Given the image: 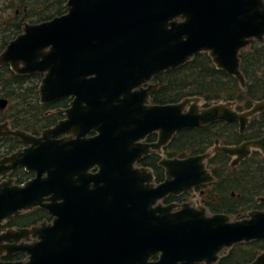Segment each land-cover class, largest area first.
I'll return each instance as SVG.
<instances>
[{
    "label": "water",
    "instance_id": "1",
    "mask_svg": "<svg viewBox=\"0 0 264 264\" xmlns=\"http://www.w3.org/2000/svg\"><path fill=\"white\" fill-rule=\"evenodd\" d=\"M65 6L63 15L27 25L0 54V67L17 75L43 74L41 105L73 98L65 119L39 136L0 123V137L26 146L0 159V179L15 168L35 174L22 185L0 182V225L34 208L51 217L0 232V264H216L237 244L264 242V211L234 220L157 203L211 182L209 154L162 159L166 180L157 187L144 184L152 177L136 166L177 132L225 122L243 133L264 113V100L243 112L233 101L200 109L198 97L149 100L155 77L201 53L244 89L239 54L264 40V0H67ZM6 105L0 99V110ZM90 131L97 135L86 138ZM154 132L156 142L143 143ZM216 150L236 165L252 151L264 156V135ZM93 168L97 174L89 175ZM17 253L25 260H1ZM247 264H264V252Z\"/></svg>",
    "mask_w": 264,
    "mask_h": 264
},
{
    "label": "trees",
    "instance_id": "2",
    "mask_svg": "<svg viewBox=\"0 0 264 264\" xmlns=\"http://www.w3.org/2000/svg\"><path fill=\"white\" fill-rule=\"evenodd\" d=\"M65 0H55L54 13L60 16L64 12L62 4ZM4 47L0 46V52ZM240 70L245 78V88H240L238 82L225 72L218 70L212 64L206 53L194 56L183 66L166 71L153 79L158 88L151 96L152 104H176L186 98H201L205 105L219 101L235 102L238 112L249 109L253 103L264 100V40L254 41L239 54ZM41 76L22 78L14 75L8 67L0 68V97L9 100V106L0 114V122L10 120L13 129H21L33 135H39L42 130L53 126L61 117L60 114L45 115L52 107L65 108L67 101L55 106L39 104L37 94ZM226 129V145H236L245 140L258 139L264 135V113L252 118L243 134H239L238 125L218 124ZM217 126V125H216ZM211 127H201L195 130H184L175 135L166 148L169 157H184L204 152L212 143L216 132ZM219 128V129H221ZM21 142L12 137L0 138V158L16 150ZM171 152V153H169ZM217 158L226 166V202L229 192L238 194L230 205L226 203V214L236 215L241 210L263 209L255 201L264 197V156L253 152L249 158L237 167L229 165V157ZM216 161V160H215ZM211 160L210 163L215 162ZM141 164L154 167L156 163L145 157ZM24 176L26 174L23 173ZM22 174L15 171L12 177L16 183L25 181ZM243 212V211H240ZM50 216L46 211L35 208L29 212L15 216L6 221L4 228H29L42 222H49ZM264 251V242L253 241L248 244L235 245L217 264H247ZM25 255L17 253L11 260H25Z\"/></svg>",
    "mask_w": 264,
    "mask_h": 264
},
{
    "label": "flooded vegetation",
    "instance_id": "3",
    "mask_svg": "<svg viewBox=\"0 0 264 264\" xmlns=\"http://www.w3.org/2000/svg\"><path fill=\"white\" fill-rule=\"evenodd\" d=\"M0 1H2V8H0V18L2 17V19H0V46L4 47V49L0 52V54L6 49L7 45L11 41L15 40L20 34L23 33V30L27 25H36V24L48 22V21L52 20L53 18L58 17V16H55V13H54L55 0H17L19 3L18 6H14V4H13L14 0H0ZM66 1L67 0H65V3L62 4V7H64V11H63L64 13L66 12V6H65ZM12 12H13V16L11 18L6 19L3 17V15L6 13H7L6 17H8V15H10ZM3 67L9 68V66H3ZM0 68H2V67H0ZM10 71L14 75H16L18 77H22V78H30V77H33L35 75L41 76V80L43 78V74L35 73L33 75H17L11 69H10ZM41 80H40V83H41ZM150 84H157V88H158V83L154 82L153 80L150 82ZM157 88H156V90H157ZM38 89H39V87H38ZM156 90H155V92H156ZM37 94H38V90H37ZM151 96H150V99H151ZM0 99L7 101L6 107L3 110H0V114H3V112L6 111L8 106H9V100L6 98H3V97H0ZM72 99L73 98L70 97V98H66V99L56 101V102L51 103V104L42 105V106H55L56 104H59L60 102L67 101V106L65 108L52 107L50 110H48L45 113V115H52V114H58L59 113L61 116L56 121V123L49 128L54 127L55 125L58 124L59 121L65 119L64 111L70 107V103H71ZM199 99L202 100L201 98H199ZM225 102L226 101L212 102L206 106L205 102L203 101L204 105H202V106L199 105V106L201 109V108H207L214 103H225ZM39 104H40V102H39ZM150 104H152L151 101H150ZM152 105H154V104H152ZM155 105H159V104H155ZM3 122H7L9 124L10 128L13 129L11 127L10 120L1 121L0 123H3ZM218 124H222V126H224V124L226 125L225 122H215V123H211L207 126H203V127H211L209 130L216 132V134L219 137H214V139L212 140V143L202 153H198V154L190 155V156H184V157H169V155L166 154V148L170 144V142L172 141L173 137L179 133V132H177L172 137L170 142L165 147H163L160 151H150L149 154L144 155L142 157V159L137 163V165H136L137 167H144V168L148 169V172L150 173V175L152 177V179L150 181L145 182L144 184L151 185L153 187H157L158 185L162 184L166 180L165 169L159 165V163L162 159H185L188 157H194V156H200L203 154H209V158L207 160H205V169L207 170L208 174L212 177L211 182L201 184L197 187H193L191 189V191H183V192H180L178 194L169 193L166 196H164L163 198H161L157 203L161 204L162 206L174 205V208L172 210L173 212L180 210L182 205L187 204L191 208H195V209L203 208L205 210V213L209 216L215 215V214L228 215V214H226V203L228 205H230L232 203V202H230V200L234 199L236 196H238V194L236 192L230 191L228 193L229 198L226 202V166L221 164L217 159V158H224L225 160H223V163H226V158H225L226 154L219 151V150H216V149L226 147V146H236V145L241 144L244 141H242L241 143L236 144V145H226V129L224 127L221 128V125H218ZM235 124L238 125V123H235ZM199 128H201V127H199ZM219 128H221V129H219ZM46 129H48V128H46ZM196 129H198V128H196ZM13 130H16V129H13ZM18 130H21V129H18ZM190 131H192V130H190ZM238 131H239V125H238ZM27 133H29V132H27ZM243 133L239 132V134H243ZM31 135H33V134H31ZM39 135H33V136H39ZM96 135H97V133L95 131H90L86 135V138H91V137H94ZM4 137H11V136H4ZM4 137H0V138H4ZM12 138H14V137H12ZM156 140H157V134H156V132H154V133L149 134L145 138L143 143L151 144V143H155ZM250 140H254V139H250ZM245 141H247V140H245ZM25 147L26 146L24 144H22V142H21V145L18 146L16 148V150L13 151L12 153L23 150V148H25ZM1 149H3L2 146L0 147V150ZM253 152H258V151H252V153ZM12 153L4 155L0 159L4 158V157H6ZM169 153H171V152H169ZM145 157L148 158V161H153L154 163H156V166H154V167L143 166L141 164V162ZM229 159H230L229 165L233 166V167H237L238 165H240L244 161L243 160L236 165H232L233 159L231 157H229ZM211 160H214V161L216 160V161L213 164V163H210ZM15 171H17V174H19V173L22 175H23V173L26 174V176L23 175V178H25V181H23L20 184H17L16 179L14 177H12V174ZM97 172H98V169L93 168V169H90L88 171V174L94 175V174H97ZM34 176H35L34 173L26 172L23 168H15L12 171H10L6 176L2 177L0 179V182L4 181L6 179H10V180H12L13 184L22 185L25 182H27L28 180L34 178ZM114 178H115V176H113V179ZM126 178H128L130 181L129 175ZM258 198H260V197H257L255 199L256 203L258 205H260V206L262 205L264 207V204H261L258 202ZM238 210H239V212L236 215H229V216H234L237 218V220H240V219L246 218L247 214L249 212H251V211H264V208L263 209H251L249 211L241 210L240 208H238ZM240 211H243V212H240ZM6 221L0 226H5ZM50 221H51V219H50ZM6 229H9V228L0 229V232L5 231ZM12 229H16V228H12ZM261 242H263V241H261ZM228 252H227V254H228ZM15 255H13L10 258L2 257L1 260L13 261L11 259ZM226 255L220 256L219 260ZM217 262H216V264H217Z\"/></svg>",
    "mask_w": 264,
    "mask_h": 264
},
{
    "label": "rangeland",
    "instance_id": "4",
    "mask_svg": "<svg viewBox=\"0 0 264 264\" xmlns=\"http://www.w3.org/2000/svg\"><path fill=\"white\" fill-rule=\"evenodd\" d=\"M13 4H14V6H18L19 3H18L17 0H14ZM0 8H2V1H0ZM6 15H7V13L4 14L3 17L6 18V19H7V18H11V17L13 16V12H12L10 15H8V17H6ZM0 19H2V17H1ZM199 105H200V106L204 105V103H203L202 100L199 102ZM231 218L237 220V218L234 217V216H231Z\"/></svg>",
    "mask_w": 264,
    "mask_h": 264
}]
</instances>
